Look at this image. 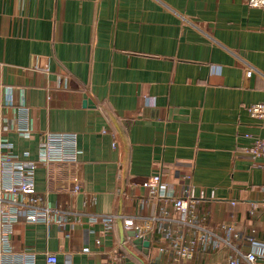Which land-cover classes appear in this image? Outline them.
I'll return each instance as SVG.
<instances>
[{
	"label": "crops",
	"instance_id": "obj_1",
	"mask_svg": "<svg viewBox=\"0 0 264 264\" xmlns=\"http://www.w3.org/2000/svg\"><path fill=\"white\" fill-rule=\"evenodd\" d=\"M259 101L264 9L245 0H0L1 138L31 160L46 132L75 133L78 149L74 163L34 168L35 190L63 223H16L13 250L33 252L35 264L48 252L56 264H171L159 232L145 255L117 223L171 210L147 200L141 183L155 175L158 195L190 186L189 219L264 241V154L251 151L264 127L246 111ZM107 215L109 228L92 222ZM228 250H202L191 264H227Z\"/></svg>",
	"mask_w": 264,
	"mask_h": 264
},
{
	"label": "built area",
	"instance_id": "obj_2",
	"mask_svg": "<svg viewBox=\"0 0 264 264\" xmlns=\"http://www.w3.org/2000/svg\"><path fill=\"white\" fill-rule=\"evenodd\" d=\"M249 7L264 9V0H245ZM253 69L246 67L245 75L249 76ZM64 78L58 77V85L64 82ZM248 114L260 120L264 127V101L252 103L246 107ZM0 128V264H35L33 252L14 251L11 243L13 226L20 221L29 223H48L50 219L62 224L61 217L50 214L44 195L38 193L34 187V168L38 164L49 163H74L78 157L75 133H49L42 135L37 159L31 160L26 155L19 156L12 150V144L1 138ZM27 127H16V131L22 135L28 134ZM251 151L256 155L264 154V139H255ZM150 188V197L154 200L158 197L171 204V210L161 208V216L153 215L143 224L136 223L132 219L122 220L125 229H131L135 237H143L145 233L155 230L159 232L167 245L162 247L161 252L167 253L171 264H191L199 258L202 250L214 252L222 246L229 250L227 264H239L241 260L248 264H256L258 259L264 260V241H257L254 231L241 234L232 224H220L214 229L205 222L197 223L189 219L194 209L196 199L192 196L190 186H186L179 197H172L164 192L158 195V175L146 179L141 183ZM80 182L73 179L71 188L73 192L80 190ZM140 206H144L146 199H139ZM177 215L174 217V215ZM179 220L172 227L173 219ZM101 221L105 228L111 227L114 217L107 215L92 222ZM151 237V236H150ZM149 237V239H150ZM150 241V240H149ZM237 241L248 244L246 249H240ZM99 244V241L96 240ZM82 251H88L84 247ZM56 255L48 252L45 255V264H56ZM121 257H117L118 264Z\"/></svg>",
	"mask_w": 264,
	"mask_h": 264
},
{
	"label": "water",
	"instance_id": "obj_3",
	"mask_svg": "<svg viewBox=\"0 0 264 264\" xmlns=\"http://www.w3.org/2000/svg\"><path fill=\"white\" fill-rule=\"evenodd\" d=\"M85 103L89 104L91 103L90 99L84 97ZM117 223L119 226V231L120 233H123V224H122V219L119 218L117 219ZM125 234L127 236H129L130 238H132L131 240V245L137 249H139L143 254L148 255L149 253V248H150V241H149V237L150 234L146 233L143 237H135V233L133 230L129 229L128 231H125ZM124 238H121V244L124 247L125 251L128 252L131 256L133 255L132 250L130 249V247H128L127 245L123 244ZM137 261H139L140 264H144V262L142 261L141 258L136 257ZM124 264H136L134 261H131L128 257L125 258V263Z\"/></svg>",
	"mask_w": 264,
	"mask_h": 264
}]
</instances>
